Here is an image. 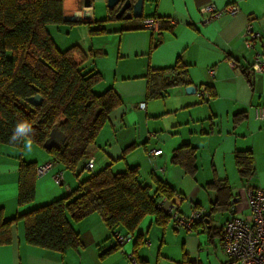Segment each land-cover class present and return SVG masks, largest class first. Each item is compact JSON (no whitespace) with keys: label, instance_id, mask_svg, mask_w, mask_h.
<instances>
[{"label":"crops","instance_id":"1","mask_svg":"<svg viewBox=\"0 0 264 264\" xmlns=\"http://www.w3.org/2000/svg\"><path fill=\"white\" fill-rule=\"evenodd\" d=\"M207 4L217 10L235 5L239 13L211 18L201 11ZM62 5L63 15L74 16L77 22L54 26L55 36L50 34L54 43L61 51L78 46L91 53L83 67L100 75L93 92L112 89L119 106L89 147L92 171L83 166L88 161L75 171L54 164L45 177L35 175L34 199L24 206L17 201L20 163L37 167L52 157L35 143L31 151L1 145L4 219L65 198L107 168L113 174L136 169L140 182L151 191L153 180L168 185L174 196L184 198L179 211L185 217L194 208L210 212L218 197L223 210L210 212L209 224L203 220L192 232L147 216L117 249L115 235L98 214L78 221L68 217L80 246L64 253L28 245L24 221L18 219L11 228V244L0 246V264H131L129 256L139 264H230L217 233L227 220L248 216V189L264 191V122L253 116L254 109L264 108V74L250 72L255 54L264 55V0H142L141 17L129 20L117 19L118 10L109 9L107 0H90L88 8L83 0H63ZM148 17L163 22L158 32L143 30L142 21ZM247 28L259 35L252 49L244 44ZM177 59L186 66L188 85L169 86V74L153 75L172 69ZM188 86L195 87V93L187 94ZM204 88L208 97L200 98L197 93ZM183 146L194 153L192 175L171 161ZM157 150L162 154L152 159L150 153ZM238 155L251 157L253 172L248 178L240 177ZM58 172H63L61 185L52 180ZM117 235L128 239L129 234L120 230Z\"/></svg>","mask_w":264,"mask_h":264},{"label":"trees","instance_id":"2","mask_svg":"<svg viewBox=\"0 0 264 264\" xmlns=\"http://www.w3.org/2000/svg\"><path fill=\"white\" fill-rule=\"evenodd\" d=\"M62 2L0 0V146L21 148L9 144L8 138L17 121L27 119L34 130L33 143L42 148L52 131L63 135L64 142L46 152L64 169L75 171L88 161L89 147L120 101L112 89L102 94L93 92L100 75L96 71H85L83 67L92 57L91 53L78 46L60 51L54 43L48 28L66 24ZM165 74L171 76L169 86L188 85L186 66L179 59L172 69L153 73ZM150 82L149 77V92ZM37 95L42 99L39 106L27 102ZM171 161L181 165L187 174H193L194 153L189 147L175 151ZM236 165L241 178L251 176L253 168L249 155L236 156ZM35 168V164L20 163L18 206L34 199ZM153 185L154 191L143 185L136 169L113 174L107 168L90 176L67 197L13 220H5L0 209V246L11 244V228L18 219L24 221L28 245L60 253L80 246L79 236L68 219L78 221L96 213L113 236L116 237L120 230L133 235L147 216L167 219L155 209V200L161 195L172 198L174 191L158 180H153ZM209 186L220 193L215 183ZM222 207L223 200L218 197L210 212L223 210ZM217 234L222 238L223 228ZM116 243L115 249L120 245Z\"/></svg>","mask_w":264,"mask_h":264},{"label":"built area","instance_id":"3","mask_svg":"<svg viewBox=\"0 0 264 264\" xmlns=\"http://www.w3.org/2000/svg\"><path fill=\"white\" fill-rule=\"evenodd\" d=\"M201 11L211 14V18H216L224 14L234 16L239 13V8L231 5L223 10H217L212 4H207L202 7ZM162 23L160 19L148 17L143 19L142 28L145 31L158 32ZM244 38L245 47L252 49L254 42L259 39V35L247 28ZM262 45L264 49V41ZM250 72L252 74H264V55L255 54ZM209 75L214 77V72L210 70ZM197 96L207 98L208 94L205 88L200 90ZM143 107L141 106V108ZM253 116L256 121L264 122V108L254 109ZM161 154V150L153 151L150 153V157L154 159ZM54 164L59 163L54 160L40 163L36 167V176L43 178L48 175ZM93 166L94 161L90 159L85 165V170L91 172ZM52 180L55 185H61L63 172L53 175ZM246 197L248 216L246 218L233 217L225 222L223 226L222 250L230 260V264H264V191L250 188L246 191ZM183 200L184 198L181 195H175L172 198L161 195L155 200V209L167 217L176 228L192 232L197 224L203 223L204 211L193 209L189 216H183L179 211V206ZM116 240L119 244L129 241V239L121 235H117ZM129 259L131 264H137L132 256H129Z\"/></svg>","mask_w":264,"mask_h":264},{"label":"water","instance_id":"4","mask_svg":"<svg viewBox=\"0 0 264 264\" xmlns=\"http://www.w3.org/2000/svg\"><path fill=\"white\" fill-rule=\"evenodd\" d=\"M141 6L142 0H107V7L109 9H117L116 18H123V19H137L141 17ZM83 7L88 8L90 7V0H83ZM65 23H76L77 19L74 16H65L63 18ZM187 94L195 93V87L188 86L185 89ZM27 102L33 106H39L42 102L40 96H35L32 98L27 99ZM64 142V137L61 133L56 131H52L49 138L44 143V150L49 151L52 148L58 147L60 144ZM204 223L209 224V214L206 213L204 216ZM131 235H128V239L130 240Z\"/></svg>","mask_w":264,"mask_h":264},{"label":"clouds","instance_id":"5","mask_svg":"<svg viewBox=\"0 0 264 264\" xmlns=\"http://www.w3.org/2000/svg\"><path fill=\"white\" fill-rule=\"evenodd\" d=\"M33 128L31 122L27 119L18 120L13 127L12 134L8 138V142L11 145H19L27 151L32 150V135Z\"/></svg>","mask_w":264,"mask_h":264},{"label":"rangeland","instance_id":"6","mask_svg":"<svg viewBox=\"0 0 264 264\" xmlns=\"http://www.w3.org/2000/svg\"><path fill=\"white\" fill-rule=\"evenodd\" d=\"M54 29H56V28H54V26H50L49 28H48V30H49V32H50V34L52 33V32H54ZM52 36L54 37L55 35L52 33ZM58 48V47H57ZM59 49V48H58ZM60 50V49H59ZM61 51V50H60ZM218 219H220L221 220V218L219 217ZM218 221V220H217Z\"/></svg>","mask_w":264,"mask_h":264}]
</instances>
